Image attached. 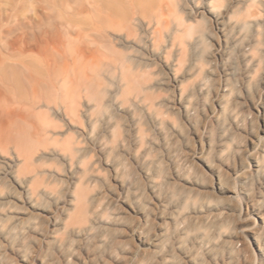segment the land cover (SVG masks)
<instances>
[{
	"label": "rangeland",
	"instance_id": "374dc122",
	"mask_svg": "<svg viewBox=\"0 0 264 264\" xmlns=\"http://www.w3.org/2000/svg\"><path fill=\"white\" fill-rule=\"evenodd\" d=\"M7 1H9L8 8L13 19V21L10 19L12 26L15 23L32 25L30 21L34 22L35 15L39 14L40 18L42 15V21L40 20L42 29L48 26L51 27L47 29H53V23L56 24L55 27L61 29L64 25H60L64 22L62 18L72 15L76 22L69 24V27L73 30L81 28L84 31L85 29L84 12L81 9L85 6V0H55V2L54 0H22L18 1L19 3L14 0L17 5L12 3L13 0ZM199 1L202 2L201 0H173L171 11L166 15L168 23L161 28L162 41L156 44L152 43V31L155 24L145 26L143 30L134 32L130 37H126L125 33L115 32V37L120 38L115 41V48L126 58L124 62L128 66L126 69L123 67L117 70L107 64L108 58L101 54L102 50L96 53L95 58L86 44L80 45L83 51V47L88 48H85L86 53L82 51L84 54H76L74 49L66 48L67 59L55 53L59 63L66 60L67 63L70 62L68 72H72L74 62L86 63L91 82L95 77L98 79L101 77L102 80L97 79L100 85L99 83L92 85L94 87L91 89L92 95L90 93L89 98L78 103L81 121L68 122V117L62 115V112L56 114L52 109L48 111L49 108L46 109L44 105H39L41 108H37L35 114L33 112L29 115L31 117H29V123L38 125V129L43 125L42 134L40 131L37 136L26 135L31 142L37 140L26 145L29 141L27 138L25 142L30 153L32 151L34 154L32 155L34 165L33 163L30 165L35 170L29 173L30 175H24L25 177L22 175L21 178H24L22 180H25L27 184L34 178L37 180L41 178L38 182L42 189L39 188L36 195L30 189L29 191L27 189L28 192L25 191L12 177L16 176V169L22 158L15 156L13 149L0 152V264H84L75 255L68 260L62 256L63 250L76 251L75 254L79 253L83 257L88 255L87 252H90L91 247L85 243L83 236L77 235V232L71 233L70 240L64 247L60 245L56 237H49L50 230L54 227L49 217L50 212L59 213L63 204L74 202L67 194L73 180L76 181L75 183L83 181L87 184L85 186L88 191L87 204H89L90 217L98 213L107 217L113 216L129 226L139 222L141 217L130 211L128 204L133 207H144L148 220V225L144 229L146 236L154 231L152 226L159 222L156 214L162 203L176 204L177 213L189 211L201 204L200 196L196 192L206 191L214 197L213 203L228 210L245 204L247 196L244 189L251 193L258 190V178L255 174L242 182L238 178H233L231 169L241 164L251 168L250 160L248 156L243 155V150L248 146L247 130L257 131L259 119L245 120L244 128L236 133L234 141L229 144L226 152L229 168L222 171V183L225 187L235 186L236 194L223 195L211 189L213 181L211 171L206 167L197 169L196 163L191 161V156L200 152L206 142H210L213 150L208 155L209 161L211 164L218 162L214 156V148L220 139V124L222 121L227 122V115L224 109L219 107L218 100L222 85L226 81H231L235 88L239 89L242 96L240 107L248 105L247 95L249 99L255 98L257 90L264 87V61H261L259 65L251 66L248 64L246 54L248 43L253 42L257 37L264 38L260 35L264 29L250 24L239 30L226 19V16L217 26L209 20H201ZM79 2L83 3L79 5ZM226 5L231 19L235 20L238 14L233 12L240 9V0H227ZM14 11L16 17L12 15H15ZM181 21L186 24H197L205 32L212 31L213 35L211 38L204 36L202 43L195 48L185 43L181 44L180 39L184 38V33L178 26ZM221 23L224 24L223 30L220 27ZM31 47L34 50L38 49L36 46ZM181 51H183V61L181 65H177L175 57ZM133 66L134 71L142 69L150 73L151 88L147 91H150L154 99L153 105L142 97L124 99L121 96L120 88L124 83L120 81L123 73L121 74L119 70L131 72ZM95 68L101 72H97ZM199 69H201L200 72ZM89 70L92 73L96 72L92 74ZM96 74L99 75L96 76ZM201 79L204 85L202 89H199L198 83ZM97 90L100 91L99 94ZM180 94L190 97V104H188L191 110L190 115L186 116L176 103V97ZM76 95L75 97L78 98ZM234 97V93H227L221 99V104L225 108L229 107L235 100ZM244 101L245 104H243ZM213 113L219 114V118L213 117ZM30 127L29 132L34 130L32 126ZM231 130L234 131L233 128ZM67 144L78 150L79 156L84 155L83 160L86 163L84 162L85 165L83 163V167L78 159L70 160V155L65 149ZM31 145L33 147H30ZM22 163L23 161L19 165ZM13 166L16 168L14 172ZM115 169L117 176H114ZM145 169L156 173L155 180L160 183L156 195L149 190ZM82 171L86 172L84 177H81L84 174ZM181 175L192 183L182 181ZM97 204L100 205L95 207L94 205ZM169 205L163 207L165 212L170 209ZM37 207L43 210H38ZM250 216V221L254 222V215ZM236 225L235 222L230 221L225 229L234 230ZM167 229L169 232L178 230L172 223L167 224ZM196 233L197 230H193L182 234L181 242L184 245H190ZM209 235L210 233L205 231L204 237ZM116 238L125 244L128 252L140 246L128 227L118 233ZM169 240L172 241L171 235ZM235 245L241 248L243 242L237 241ZM247 246L252 259L256 260V250L249 240H247ZM87 258L90 261H87L89 264H95L96 261L91 260L90 254ZM199 258L204 259L205 264H214V259H211L204 249H201ZM221 258L222 256H218L220 264H222ZM239 260L234 256L232 263L241 264ZM121 264L125 262L122 261Z\"/></svg>",
	"mask_w": 264,
	"mask_h": 264
},
{
	"label": "bare ground",
	"instance_id": "6f19581e",
	"mask_svg": "<svg viewBox=\"0 0 264 264\" xmlns=\"http://www.w3.org/2000/svg\"><path fill=\"white\" fill-rule=\"evenodd\" d=\"M16 1L19 3L22 0ZM201 1H199L202 12L201 20H209L217 26L223 17L226 16V19L239 30L250 24L264 29V0H240V9L238 8V11L233 12L238 14L235 20H232L231 14L227 12V0ZM8 2L7 0H0V152L3 153L13 149L15 156L22 158V165H19L22 161L18 159L20 162L17 169L13 166L12 171L14 172V168L16 169V176L12 174V177L25 191L30 189L36 195L39 188L42 189V187H39L40 184L38 182L41 178L38 180L36 178L31 180L30 178V184L25 183V180H22L24 178H21L22 175H30L35 170L30 165L33 163L34 154H32V151L30 153L28 147L25 146L28 138V136L26 138V135L31 136L34 134L33 136H37L43 126L38 129L37 124L39 123H35L37 126L31 122L29 123V115L33 112L35 114L39 105H44L46 109L49 108L48 111L52 109L56 114L62 112V115L68 117V122L81 121L82 119H79L78 103L83 99L89 98L91 89L94 88L92 85L95 86V84L97 85L100 82L98 81L99 79L102 80L101 77L99 79L95 77V79L93 78L94 81L91 82V77H89L91 75L87 70L88 65L86 63L74 62L72 72H68L70 62L67 63L66 60L62 61L63 63H59L57 58H55V53L63 57L67 56L66 48L68 50L69 47L72 50L74 49L76 54H79L83 51L80 45L86 44L91 51L90 53L93 56L95 55V58L97 56L96 53L102 50L103 53L101 52V54L106 55L108 58L107 64L117 70L123 67L126 69L128 67L124 63L126 58L115 48V41L120 39L115 37V32H122L125 33L126 37H130L134 32L143 30L145 26L155 24L156 26L152 31V43L156 44L162 41L163 32L161 28H163V25L165 26V23H168L166 15L171 11L173 0H85V6H80L83 7L81 9L84 12L85 29L84 31L81 28L74 29L75 33L69 27V24L72 25V22H76V20L72 15L67 14L66 19L62 18L64 22L62 20L60 25H64L61 29L55 27L56 24L53 23V29H47L48 26L46 29L43 28V30L40 22L42 15L40 18L39 14L35 15V21L32 19L34 22L30 21L32 25L27 21L28 26L22 23V25L15 23L12 26ZM15 2L14 0L12 1L13 4ZM199 3L197 2L198 5ZM12 15L16 17V12L15 15ZM17 17L19 19L18 15ZM258 17H260V20H258ZM46 22L48 23V21ZM16 24L19 25L16 26ZM48 24L51 23L49 22ZM220 25L221 30H223L224 24L221 23ZM178 26L184 33V38L180 39V43H185L191 48L201 44L204 36L207 35V37L211 38L213 35L212 31L208 30V32H205L197 24H186L181 21ZM84 27L82 26V28ZM260 35L264 37V30L260 32ZM31 46H36L38 49L34 50ZM87 47H83L84 51L85 48L88 49ZM246 54L248 64L251 66L259 65L261 61H264V38L257 37L253 42L248 43ZM175 61L177 65H181L183 51L175 57ZM107 64L105 65L107 66ZM134 68L133 66L131 72L125 69L123 72L120 71L121 69L119 70L121 74L123 73L120 81L124 83L122 87L120 86L121 96L124 99L142 97L143 100H149L150 104L153 105L154 99L149 93L150 91H147V89L151 88L150 73L142 69L141 71H134ZM95 69H97V72H101L98 71V68ZM89 71L91 72V70ZM200 71L201 69H199ZM95 72L91 73L95 74ZM98 75L96 74V76ZM203 85L204 82L201 79L198 83V88L202 89ZM97 92L99 94L100 91L97 90ZM227 93H234L235 100L231 102L229 107L225 108L221 104V99ZM75 94L78 95V98L75 97ZM241 97V92L238 88H235L231 81H226L222 85L218 100L219 107L224 109L227 115V122L222 121L220 124V139L218 145L214 148V156L218 162L211 164L209 161L208 155L213 150L210 142H206L200 152L192 155L191 161L196 163L197 169L206 167L211 171L213 176L211 189L218 194H236L235 186L225 187L222 183V171L229 168L226 152L229 144L234 141L236 133L244 128V121H252L254 118L259 119L260 124L257 131L251 132L247 130L248 146L243 150V155L245 157L248 156L250 160L251 168L241 164L239 167L231 169L233 178H238L242 182L252 174H255L258 178L259 186L255 193L244 189L247 200L243 206L226 210L213 203L214 197H211L206 191L196 192L200 196L201 204L194 206L189 211L177 213L176 204H160L161 207L156 214L159 222L152 226L154 231L146 236L144 229L148 225V220L144 207H133L128 204L130 211L141 217L139 222L129 226L124 221L113 216L107 217L98 213L94 217H90L89 204H87L88 191L85 186L87 184H84L83 181L75 183L76 181L73 180L67 194L74 202L73 204H63L59 213L50 212L49 217L54 227L50 230L49 237H56V240L64 247L70 240V234L77 232V235L83 236L85 243L91 247L90 252H87V254L92 256L91 260H95V264H121L122 261L125 264H205V260L199 258L201 249L206 250L209 257L214 259V264H220L218 256H222V264H233L232 258L234 256L240 259L241 264H264V87L257 90L255 98L249 99L247 95L248 105L246 104V106H239ZM176 103L186 116L190 115L191 110L188 105L190 104V97L188 95L183 96L180 94L176 97ZM243 104H245V101ZM38 113L40 115L39 111ZM212 115L216 119L219 118L217 113ZM36 116L38 118L37 114ZM79 123L82 125L81 122ZM30 126L34 129L33 131L30 130L31 132H29ZM232 128L234 131L231 130ZM30 140L27 141L26 145L31 142ZM30 147L33 146L31 145ZM65 149L70 155V160L76 158L80 161L82 167L85 165L84 155L80 154L79 156L77 154L78 150L68 144ZM85 173L81 177H84ZM144 173L150 192L156 195L160 185L155 180L156 173L149 171V169H145ZM114 176H117L116 169L114 170ZM181 180L186 183H192L191 180L183 177V175H181ZM122 185L125 186V183L122 182ZM167 205H169L170 209L165 212L163 207ZM37 209L43 210L39 207ZM251 214L254 215V222L250 221ZM230 221L235 222L237 225L234 230L227 231L225 228L228 227ZM151 223L154 224V222ZM168 223H172L178 230L169 232L167 229ZM125 227L129 228L131 235L140 243V246L131 252H128L125 244L116 238L117 234L121 233ZM193 230H197V233L192 238V243L184 245L181 242L182 234ZM205 231L209 232L210 235L204 237ZM170 235L172 236V241L169 240ZM247 240L253 244L256 250V260L252 259ZM237 241L243 242L241 248L236 247L235 243ZM81 249L83 248L81 247ZM75 252L73 250H63L62 256L68 260L75 255L84 264H89L87 262L89 261L87 260L88 255L83 257L79 253L75 254Z\"/></svg>",
	"mask_w": 264,
	"mask_h": 264
}]
</instances>
